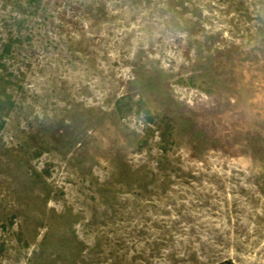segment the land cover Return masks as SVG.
<instances>
[{"label":"rangeland","instance_id":"1","mask_svg":"<svg viewBox=\"0 0 264 264\" xmlns=\"http://www.w3.org/2000/svg\"><path fill=\"white\" fill-rule=\"evenodd\" d=\"M264 264V0H0V264Z\"/></svg>","mask_w":264,"mask_h":264},{"label":"trees","instance_id":"2","mask_svg":"<svg viewBox=\"0 0 264 264\" xmlns=\"http://www.w3.org/2000/svg\"><path fill=\"white\" fill-rule=\"evenodd\" d=\"M217 264H231V263L228 262V261H224V262H220V263H217Z\"/></svg>","mask_w":264,"mask_h":264}]
</instances>
